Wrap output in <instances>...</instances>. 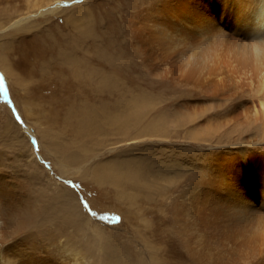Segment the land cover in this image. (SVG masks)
<instances>
[{
    "label": "bare ground",
    "instance_id": "1",
    "mask_svg": "<svg viewBox=\"0 0 264 264\" xmlns=\"http://www.w3.org/2000/svg\"><path fill=\"white\" fill-rule=\"evenodd\" d=\"M105 1L0 0V264H264V0Z\"/></svg>",
    "mask_w": 264,
    "mask_h": 264
},
{
    "label": "rangeland",
    "instance_id": "2",
    "mask_svg": "<svg viewBox=\"0 0 264 264\" xmlns=\"http://www.w3.org/2000/svg\"><path fill=\"white\" fill-rule=\"evenodd\" d=\"M97 2L98 3H96V2L95 3L99 4L100 8L103 9V10H107L109 12L110 11H112V12L116 11V8H115L116 6L115 7L113 6V8H112L107 3V1H105V0H97ZM39 94L41 95L42 93L39 92ZM12 140H13L12 136L11 137L9 136V138H8L6 135H3L2 131L0 130V148H1L2 151H5L6 154H7L6 158L4 159V162L7 163L6 164L7 166H5V167L7 169H12L13 170V168H19L20 166L24 165L23 164L24 160H20L18 157L15 156V154H16V146L12 143L13 142ZM10 141H12V142H10ZM89 146H91V145L89 144ZM90 156H91L90 158L93 159V161L99 159V158H97L95 156H92V155H90ZM44 159H45V162H42V165L45 168H50V160L47 158L46 155H45ZM51 163H52V161H51ZM22 168H25V166H22ZM30 170H32L31 167H30ZM56 171H57V169H56ZM36 177L37 178H41V179H37L38 181L46 179L45 177L40 176V174L37 175ZM71 180H69L70 183L69 182L68 183L71 186H73L72 188L75 187V191H76L77 195L79 194L78 196H79V198H81L80 206L82 207L83 211H85L86 213L91 214L92 216H95V217L99 218V222H101V223L104 221L103 223H104L105 226H117L120 223V215H118L117 213H112L111 210L108 207V205L110 203H113V201H114L113 198L107 197L109 195L106 196L105 193L102 190H99L100 193H98V189L96 187H94L95 185L94 184L92 185V183L89 184V185H85L80 180H76V181H75V179H71ZM33 186L31 185V187H33ZM48 188H49V190L47 192H42L45 196L48 193H50L51 188L50 187H48ZM45 193H47V194H45ZM91 198L92 199L94 198V199L92 200ZM98 205H100V206H98ZM127 227L128 226H124L125 229H127ZM111 228H113V227H111ZM124 228L121 229L120 231L113 230L112 235H114L115 241L117 243H119L120 245L123 244L122 246H124L129 251L132 250V252H133L134 251V246H133V243H131V242H132V239H134V234L125 232ZM127 245H129V246H127Z\"/></svg>",
    "mask_w": 264,
    "mask_h": 264
}]
</instances>
